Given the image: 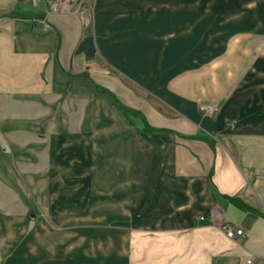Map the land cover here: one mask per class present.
I'll return each instance as SVG.
<instances>
[{
	"label": "crops",
	"instance_id": "crops-1",
	"mask_svg": "<svg viewBox=\"0 0 264 264\" xmlns=\"http://www.w3.org/2000/svg\"><path fill=\"white\" fill-rule=\"evenodd\" d=\"M59 1L0 0V264H264L262 37Z\"/></svg>",
	"mask_w": 264,
	"mask_h": 264
},
{
	"label": "rangeland",
	"instance_id": "rangeland-1",
	"mask_svg": "<svg viewBox=\"0 0 264 264\" xmlns=\"http://www.w3.org/2000/svg\"><path fill=\"white\" fill-rule=\"evenodd\" d=\"M150 1L155 4L159 0ZM174 3L179 6L177 15H166L164 21L182 22L181 29L193 28V24L199 35L253 34L264 40V0H174ZM150 12L149 19H154L149 22L161 19L155 9ZM186 22L189 26H185Z\"/></svg>",
	"mask_w": 264,
	"mask_h": 264
},
{
	"label": "built area",
	"instance_id": "built-area-1",
	"mask_svg": "<svg viewBox=\"0 0 264 264\" xmlns=\"http://www.w3.org/2000/svg\"><path fill=\"white\" fill-rule=\"evenodd\" d=\"M45 3L49 12H59V11H68L69 6L63 3H60L59 0H29V3L33 6H37L39 3ZM42 29L46 30L50 26L46 22H41ZM200 110L202 113L205 114H212L215 111H217V108L211 105H203L200 107ZM230 126H233L230 124ZM212 218H214V215H212ZM199 220L203 221L204 217L200 216ZM221 229L224 232L225 236L229 239H235L237 237H241L244 235L243 230L240 228H232L227 223L221 225ZM240 264H253V258H247L241 261Z\"/></svg>",
	"mask_w": 264,
	"mask_h": 264
}]
</instances>
